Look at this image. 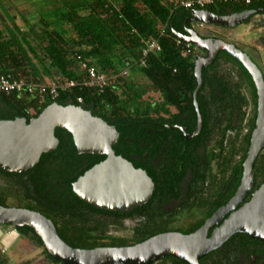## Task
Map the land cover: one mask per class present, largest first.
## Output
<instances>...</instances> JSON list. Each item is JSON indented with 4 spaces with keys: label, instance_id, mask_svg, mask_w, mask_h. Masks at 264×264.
I'll use <instances>...</instances> for the list:
<instances>
[{
    "label": "trees",
    "instance_id": "trees-1",
    "mask_svg": "<svg viewBox=\"0 0 264 264\" xmlns=\"http://www.w3.org/2000/svg\"><path fill=\"white\" fill-rule=\"evenodd\" d=\"M40 18L35 24L28 22L23 16V29L15 21L14 16L7 15L10 24L2 19L0 27V65L1 74L26 78L35 83L42 82L43 76L52 79L51 82L59 87V96L53 100L50 96L28 94L0 93V119H14L27 117L28 112L34 110L42 113L48 106L58 103L62 106L75 105L90 111L93 116L103 119L119 133V141L114 150L118 156L128 160L136 159L139 152V128L143 123L151 124L152 116L160 118V122L167 123L162 114L169 112V106H184V112L190 111L196 117L194 108V92L197 88L195 77V61L193 57L182 56V48L177 46L174 32H184V23L196 10L184 9L174 0H30ZM264 8L261 1H253L247 5L244 2L218 3L206 7L216 15L238 13L245 10ZM165 34L160 38L162 51L150 55L145 66L135 65L128 78L118 77L121 67L127 62L135 63L140 57L141 39L159 37L161 28ZM191 27V24H189ZM241 67L248 80L257 106L256 88L251 75L243 65L233 60ZM94 67L101 74L109 77L110 84L103 91L83 85L85 73L81 64ZM210 68L203 71V81L223 85V79L218 78ZM40 71H43L42 74ZM133 73V74H132ZM116 76V78H113ZM141 76L149 86H144L135 78ZM74 82L73 87L63 88L67 83ZM210 83V85H212ZM213 84V85H214ZM241 87L236 92L241 93ZM152 90L162 97V102L152 105L146 97ZM230 88L221 93L229 96ZM200 95V94H199ZM240 95V94H239ZM81 99V102H79ZM222 103V111L231 113L232 104ZM248 103L243 96L238 100V106ZM203 116L206 127L210 126L211 117L203 101ZM256 114L252 121L251 130L255 129ZM167 133V131H166ZM59 139L58 150H70L69 159L76 158V148L71 134L61 129L55 132ZM145 145L149 146V137L145 138ZM249 142V141H248ZM240 164L246 158V152ZM47 156V155H45ZM87 156V155H85ZM90 169L95 163L104 160L105 156H92ZM97 158V159H94ZM264 161V160H262ZM76 170V167H73ZM82 171L80 174L82 175ZM0 175L10 176L0 170ZM76 177L72 179L75 181ZM71 181V182H72ZM71 185L69 193H72ZM10 190L0 186V206L10 208L7 204ZM59 213L58 210H56ZM46 217V216H45ZM49 219V218H48ZM57 227L61 239L74 249L91 250L97 247L95 237L88 231H77L72 228L71 216L67 215L51 220ZM18 234L31 243L44 248L42 240L28 227L17 229ZM169 233L136 232L135 243H141L153 236ZM126 243V242H125ZM110 247H127L109 245ZM44 256L52 264H62L53 260L43 250ZM0 264H14L7 252L0 250ZM20 264H31L30 262Z\"/></svg>",
    "mask_w": 264,
    "mask_h": 264
},
{
    "label": "flooded vegetation",
    "instance_id": "flooded-vegetation-1",
    "mask_svg": "<svg viewBox=\"0 0 264 264\" xmlns=\"http://www.w3.org/2000/svg\"><path fill=\"white\" fill-rule=\"evenodd\" d=\"M256 10L259 9L245 11ZM233 14L237 13L219 16ZM188 20L184 23V32L176 31L177 33L187 36L186 30L193 29L204 39L222 40L227 44H233L246 53L264 74L263 13L254 14L234 28L215 26L216 31H212L213 34L208 36L196 28V23L188 22ZM246 25H251L250 33L255 30L260 31L254 38L255 41L249 46L242 47L231 42L224 35L226 30L239 29ZM207 54L206 51L199 50L194 59L195 64L199 58H206ZM233 60L226 51H220L214 64L209 66L212 67L210 68L211 74L214 75L216 72L217 77H222L225 84L217 85L214 84V81L212 83L209 81V85H207L208 82L203 81L197 96L202 117V127L198 132L199 118L195 105L196 117L190 111L184 112L182 105L169 106V112L162 114L167 123H162L160 118L152 116L151 124L140 125V153L134 160L124 159L136 170L146 172L154 184L152 196L145 204H136L130 210L122 212L97 209L85 204L73 192L72 185L106 158L84 171L92 162L91 158L87 157L88 155L77 154L76 150V158L71 160L68 157L71 149L58 150L59 145L52 153L43 154L39 162L29 171L23 174L4 172L10 176L0 175L2 181L0 186L12 192V195L7 199V204L10 205V208L39 212L50 220L57 217L63 219L69 215L73 225L71 227L77 231L92 233L97 241V247H110L109 245H122L123 243L126 246L134 244L136 232L166 231L184 235L197 232L237 193L241 185L243 164L246 158L242 163V175H240L241 160L244 150L250 148V139L254 131L251 130V125L255 114L257 118V106L252 88L241 67ZM238 86L241 87V93L236 92ZM225 88L231 89V95L228 97L221 95ZM241 96H244L248 101L242 107L238 106ZM145 100L155 105L162 102V97L160 95L150 96ZM193 101L195 102L194 98ZM203 101L211 117L210 126L207 127L203 116ZM229 102H233L231 113L222 111V103ZM251 105L254 108L251 116L247 115L246 111L242 112L243 108L249 109ZM40 114L35 111L28 112L27 117H15L14 119L25 118L29 122ZM146 137H149V143H151L149 146L145 145ZM247 153L248 151L246 156ZM262 160H264V149L255 162V185L251 193L235 210L248 203L253 194L264 185V161ZM73 167H76V170H73ZM82 171L84 173L81 175ZM75 177L76 180L72 181ZM70 185L71 194L69 193ZM221 225L211 228L208 237L210 238ZM4 229L8 230L9 228L6 226ZM199 263L264 264V243L245 234H235L220 248L202 257ZM153 264L187 263L168 256Z\"/></svg>",
    "mask_w": 264,
    "mask_h": 264
},
{
    "label": "water",
    "instance_id": "water-1",
    "mask_svg": "<svg viewBox=\"0 0 264 264\" xmlns=\"http://www.w3.org/2000/svg\"><path fill=\"white\" fill-rule=\"evenodd\" d=\"M257 13L264 14V9L231 16H219L203 9L196 10L188 22L234 28ZM186 33L187 36L174 32V36L208 53L206 58H199L195 64L198 85L194 92V105L199 118L197 132L202 127L197 103V96L203 85L202 72L214 64L220 51H226L240 62L251 75L256 87L258 103L255 129L243 164L241 185L234 198L195 233L184 235L169 232L133 246L91 250L69 246L59 236L54 223L39 212L0 206L2 237L13 233L19 235L17 229L28 227L42 240L48 255L62 264H153L168 256L187 264H200L202 257L220 248L235 234H245L264 243V185L253 194L248 203L235 210L255 185V162L264 149V74L235 45L222 40L204 39L193 29L186 30ZM57 129L71 134L77 154L106 157L105 161L87 171L72 185L73 192L85 204L97 209L122 212L130 210L136 204H145L151 198L154 184L147 173L136 170L127 160L115 154L113 148L120 137L116 128L75 105L53 103L29 122L25 118L0 120V170L23 174L32 169L43 154L52 153L58 147L59 139L55 135ZM227 215L229 216L225 219ZM220 224L222 225L209 238V230ZM6 226L8 230L4 229Z\"/></svg>",
    "mask_w": 264,
    "mask_h": 264
},
{
    "label": "built area",
    "instance_id": "built-area-1",
    "mask_svg": "<svg viewBox=\"0 0 264 264\" xmlns=\"http://www.w3.org/2000/svg\"><path fill=\"white\" fill-rule=\"evenodd\" d=\"M253 1H261L264 3V0H176L175 3L177 6L189 9V10H203L208 6L215 5L218 3H238L244 2L249 5ZM197 25V23H196ZM198 27L202 28L205 24L198 23ZM165 28H161L159 37H148L141 39L140 47V57L135 63L127 62L121 67L118 77L128 78L131 75L132 69L135 65L145 66L147 58L152 54H158L162 51V46L160 43V38L164 36ZM177 46L182 48V56L188 57L191 56L193 59L197 56L199 49L191 44L184 43L183 41L176 39ZM81 68L85 73V78L83 85L92 89L97 90L98 92H103L110 84V78L104 74H101L97 71L96 68L90 67L87 64L82 63ZM2 67L0 65V72ZM113 78H116L114 76ZM76 84L74 82L67 83L63 88L73 87ZM0 93L10 95L13 93L16 94H28V95H39V96H50L53 100L57 99L59 96V87L51 82L48 84L35 83L26 78H18L12 75H4L0 73ZM81 102V99H79Z\"/></svg>",
    "mask_w": 264,
    "mask_h": 264
},
{
    "label": "rangeland",
    "instance_id": "rangeland-1",
    "mask_svg": "<svg viewBox=\"0 0 264 264\" xmlns=\"http://www.w3.org/2000/svg\"><path fill=\"white\" fill-rule=\"evenodd\" d=\"M5 13L7 15L14 16L15 21L23 29H25V27L23 26L24 23L22 21L23 16H26L28 22L31 24L37 23L40 18L39 13L36 12V8L30 0H0V27L2 26V19L10 24L7 17H5ZM197 25L195 24L196 28L199 31L203 32L205 36L213 34L212 31H216V27L214 25H205L203 29L198 27ZM250 31L251 25H246L242 26L239 29L226 30L224 31V35H226L228 40H230L231 42L244 47L251 45L255 41L254 38L258 36V33H260V31L258 32L256 30L255 32L252 31V33H250ZM135 78H137L136 80L144 86H149L148 82L141 76H136ZM148 94L152 97L159 96V94L155 93L152 90H150ZM245 111L246 113H248L247 115L251 116V113H253L254 111L253 105H251L249 109H242L243 113ZM0 182H2L1 179ZM0 250L7 252L14 264L25 262H30L31 264H52L44 256V248H40L39 246L31 243L28 239H24L20 235H17V238L8 246H6L0 239Z\"/></svg>",
    "mask_w": 264,
    "mask_h": 264
},
{
    "label": "bare ground",
    "instance_id": "bare-ground-1",
    "mask_svg": "<svg viewBox=\"0 0 264 264\" xmlns=\"http://www.w3.org/2000/svg\"><path fill=\"white\" fill-rule=\"evenodd\" d=\"M0 238L2 239L3 243L8 246L17 238V234L13 233L5 237L0 236Z\"/></svg>",
    "mask_w": 264,
    "mask_h": 264
},
{
    "label": "crops",
    "instance_id": "crops-1",
    "mask_svg": "<svg viewBox=\"0 0 264 264\" xmlns=\"http://www.w3.org/2000/svg\"><path fill=\"white\" fill-rule=\"evenodd\" d=\"M42 72L43 71H40L41 74H42ZM43 77L44 78H43L42 82L51 83L52 79H50L48 76H43ZM30 112H34V110H31Z\"/></svg>",
    "mask_w": 264,
    "mask_h": 264
}]
</instances>
